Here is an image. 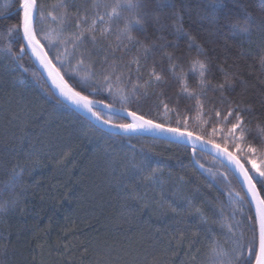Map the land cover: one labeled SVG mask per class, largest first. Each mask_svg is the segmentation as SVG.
<instances>
[{"label": "trees", "instance_id": "16d2710c", "mask_svg": "<svg viewBox=\"0 0 264 264\" xmlns=\"http://www.w3.org/2000/svg\"><path fill=\"white\" fill-rule=\"evenodd\" d=\"M19 2L0 0V188L8 174L23 169L15 190L0 192V204L17 201L15 205L10 203L7 211L0 212V261L4 264H199L205 259L211 239L224 242L220 235L219 217L213 214V210L216 213L223 210L224 215L231 216L239 208L232 203L234 196L229 195L230 192L245 193L236 176L215 156L190 146L108 132L64 102L57 105L49 95L51 87L34 64L28 49L20 51L22 31L9 35V28L19 25L22 19ZM58 2L37 0L38 5L44 6L45 15L49 11L62 13L63 9L54 7ZM65 2L70 15L63 35L57 38L53 30L58 29L59 24L48 17L37 24L38 39L53 67L66 80L75 83L77 90L83 87L89 98L103 99L108 103L110 98L104 99L108 96L106 86L98 93H93L92 88L98 87V80L102 79L100 73L113 62V57L123 56L126 62L135 55V49L127 54L116 50L115 35L101 37L99 29L96 42L89 37L75 49L71 43H60L77 31V9L82 12L80 6H90L92 0ZM206 2L183 0L179 23L198 44L204 46L214 66L236 72L237 80L244 81L237 85L229 99H234L241 108H251L252 115L246 119L251 121L249 126L255 130L258 123L264 122V109L261 108L264 69L257 61L260 34L254 32L250 37L234 39L215 34L212 17L204 18L202 12ZM221 5L217 10L221 23L226 15L235 22L245 14L258 18L264 11V0H221ZM166 23L171 26L177 21L170 19ZM116 27L113 26V33ZM164 35L167 40L178 44L175 56L180 59L176 62L186 68V61L196 57L195 49L189 50L184 38L177 39L168 33ZM89 52L91 55L87 54ZM81 59L84 65H78ZM92 65V71L97 75L85 80L86 70ZM166 65L167 62L161 66ZM132 72L134 81V64ZM127 78L126 75L125 80ZM144 78L147 79L146 74ZM220 79L222 77L217 73L212 82ZM194 82V79L188 81L190 85ZM118 86L131 87L126 83ZM180 92L179 84L168 81L161 87L149 89L150 94L146 98L133 97L127 107L143 111L157 122H165L167 105L171 126H175L179 118L183 129V119L187 117L189 131L222 147L227 145V149L233 152L235 144L231 139H225L227 129L216 123V109L227 114V105L218 102L219 94L208 91L202 97L204 108L201 111L195 99H189L186 93L178 95ZM116 106L121 107L119 103ZM21 108L34 113L42 111L46 121L43 129L29 125L26 140H21L20 127L25 115ZM99 111L107 118V112ZM17 114L19 118H15ZM213 128L223 129V135L220 131L211 135ZM242 145L247 147L246 143ZM107 153L117 159H123L125 155L131 157L134 153L137 159L147 155L153 167H161L163 184L145 187L147 181L141 177L140 191L147 192V198L140 203L126 202L123 185L117 181L121 169L117 168L113 174ZM237 157L246 168H251L245 159ZM161 187L168 197V202L162 206L156 202L161 200ZM257 187L259 189L260 186ZM153 196L156 201H153ZM187 199L193 202L192 211L196 207L202 209L209 219L208 225L203 227L211 226L216 230L215 236L210 234L206 239L191 216L183 219L187 215ZM173 200L176 204L170 207ZM145 204L149 207L145 208ZM173 207H177L176 212L172 211ZM254 213V206L248 204L243 206V211L235 212L234 223L239 225L236 239L241 242L246 243L252 235L249 216H254ZM225 247H232L231 242ZM193 256L196 261H193Z\"/></svg>", "mask_w": 264, "mask_h": 264}, {"label": "snow or ice", "instance_id": "6c2138e0", "mask_svg": "<svg viewBox=\"0 0 264 264\" xmlns=\"http://www.w3.org/2000/svg\"><path fill=\"white\" fill-rule=\"evenodd\" d=\"M221 6V0H207L202 8L204 18L211 16L215 34L224 36L226 39H234L238 36L250 37L254 32L260 34L261 46L257 61L260 67L264 69V11L258 18L245 14L235 22H232L230 15H226L223 18L224 22L221 23L217 18V10ZM54 7L64 11L60 14L49 11L45 15L44 6L38 5L37 0H20L21 22L19 25H13L9 28V35L13 32L19 34L22 31V36H19L20 51L24 52L31 49L47 71L52 86L56 90L53 92L52 89H48L51 98L55 100L57 105L66 101L75 109L89 113L96 121L123 133H157L172 137L176 142L187 140L193 145L197 142L204 145L211 144L218 154L226 155L227 159L234 163L238 169L246 192L244 195H241L240 192L229 193L230 196H234L232 203L239 205V208L234 210L231 216L224 215L223 210L218 213L213 210V214L219 217L220 235L224 237V242H221L220 239H211L205 259L201 260L199 264H264V122L258 123L253 130L249 126L251 121L246 119L247 116L252 115L251 108H241L234 99H229L237 85L243 84L244 81L237 80L238 73L229 71L225 67L214 66L211 57L204 51V46L198 44L193 36L184 31L182 24L179 23L180 13L183 11V0H179V3L178 0H92L90 6L87 4L80 6L83 8L82 12L77 9L75 22L77 31L72 33L70 38L60 40V43H71L75 49L89 37L92 42H96L97 30L99 29L101 37L108 34L115 35L116 50L127 54L135 49V55L126 62L123 56L118 59L113 57V62L108 64L107 68L100 73L102 79L98 80V87L92 88L93 93H98L105 90L106 86L108 96L104 99L110 98L108 103H104L103 99H90L89 95L84 94L86 90L83 87L77 90V85L66 80L64 75H61L52 66L51 61L43 53V48L38 39L37 24L50 17L51 21L59 24V28L53 30L59 38L67 27L66 19L70 15L65 0H59ZM37 13L39 18H37ZM170 19L176 20L177 23L170 26L166 23ZM114 25L117 27L113 33ZM164 33L174 35L177 39H186L188 49H195L196 57L186 61L188 65L186 68L181 67V63L176 62L180 59L175 56V50L179 47L178 44L167 40ZM168 49H173V51L170 52ZM8 51L11 52V48ZM87 54L91 55L90 52ZM81 55L83 56L85 53H81ZM165 62L167 65L161 66ZM133 64L135 65L134 81L131 79ZM78 65H84V60L78 61ZM92 67L94 65L89 66L86 70L85 80L97 75L92 71ZM158 67L159 70H157ZM73 71H77V69H73ZM217 73L222 79L213 83L212 80L216 78ZM145 74L147 79L144 78ZM126 75L127 80H125ZM113 76H115L114 81ZM190 79H194V85L188 83ZM168 81H175L179 84L181 92L178 95L186 93L189 99H195L201 111L204 108L202 97L206 96L208 91L219 94L218 102L220 105H227V114L225 115L223 111L216 109V123L223 124L224 128L227 129L225 139L231 137L237 155L242 152L250 154L247 163L251 165V168H246L241 164L237 156L227 150V145L221 148L219 143L205 140L201 135H194L193 131L188 130L187 117L183 119L182 129L179 118L176 120L175 126H171L170 123L157 122L148 118L143 111L127 107L132 103L133 97L136 99L146 98L150 94L149 89L161 87ZM121 83L130 84L131 87H119L118 85ZM141 89L143 92L140 91ZM212 102L215 103L216 101ZM117 103L121 107H117ZM98 106L107 110V118H105L104 113L96 110ZM261 108L264 109V101L261 102ZM21 111L25 113L23 124L20 127V132L23 134L21 140H26L28 138L26 132L28 126L38 125L43 129L46 124L45 115L42 111L34 113L24 108H21ZM165 111H170L167 105H165ZM15 118H19V115L17 114ZM42 121L44 123H41ZM229 124L230 127H228ZM218 131L223 135V129L217 128L212 129L211 135L214 136ZM237 133H239L238 136ZM245 143L247 144L246 149L241 147V144ZM132 148L134 149V146ZM107 155L113 167V174L117 168L121 169L117 181L123 185L122 191L126 202L140 203L147 198V192L142 193L140 191L141 177L147 181L145 187L163 184L160 175L161 167H153L152 161L147 155L140 159H137L135 153L131 157L125 155L123 159H117L111 153H107ZM22 171L23 169L21 172L13 170L8 174L0 192H13L22 178ZM258 185L260 186L259 189ZM160 197V201H156L155 196L152 199L160 206L168 202V197L162 187ZM16 202V200H12L0 204V212L7 211L8 205L10 203L15 205ZM172 204H176V201H171L169 206L171 207ZM186 204L187 215L183 219L187 220V217L191 216L197 222L198 230L204 233L206 239L209 238L210 234L215 236V229L211 226L203 227V225H208L209 219L202 209L196 207L192 211L193 202L191 199H187ZM245 204L255 207L254 216H249L252 235L246 243L236 239V228L239 225L238 222L234 223L235 212L237 210L243 211ZM144 207L147 208L149 205L145 204ZM177 207H173L172 211L176 212ZM228 242H231L232 247H225ZM192 259L196 261L195 256ZM0 264H4V262L0 261Z\"/></svg>", "mask_w": 264, "mask_h": 264}, {"label": "water", "instance_id": "95a60500", "mask_svg": "<svg viewBox=\"0 0 264 264\" xmlns=\"http://www.w3.org/2000/svg\"><path fill=\"white\" fill-rule=\"evenodd\" d=\"M41 46H42V44H41ZM42 48H43V53L46 54V58L49 61H51L43 46H42ZM28 51L30 53V56H31L34 64L40 70V72L44 75V77H45L46 81L48 82L49 86L51 87L52 91L55 92L56 90L52 86V83H51V80L48 77L47 71L42 66V64L40 63V61L37 59L36 55L33 54L32 50L31 49H28ZM51 64H52V62H51ZM52 66H53V64H52ZM90 99H92V98H90ZM64 103L66 105H68L70 108H72L73 110H75L78 114H80L81 116H83L84 118H86L87 120H89L90 122H92L98 128L103 129L105 131L112 132V133H121V134H126V135H137V136H145V137L158 138V139H162V140L171 141V142L180 143V144H183V145H186V146H190L192 149H196V150L202 151L204 153L210 154L212 156H215L216 158H218L219 160H221L223 163H225L230 168V170L236 176V178L238 179V181L240 182V184L242 185L243 189L246 192V189L244 188V185H243V182H242V177L239 175L238 169L236 168L235 164L232 163V162H230L227 159L226 155H224V154H218L217 150L214 149V148H212L211 144L204 145V144H200L199 142H197L195 145H193V144L189 143L187 140H182L180 142H176L172 137H168V136L161 135V134H157V133H148V134H143V133H138V132H135V133H123V132H120L118 129L111 128V127H109V126H107V125H105V124H103V123H101L99 121H96L89 113L83 112V111L78 110V109H75L68 102L64 101ZM96 110H102V111L107 112L106 109H103L102 107H99V106H98V109H96ZM194 135H196V134H194ZM221 148H224V147L221 146ZM232 154L234 156H236L235 153L232 152ZM237 159L240 161L241 164H243L242 161L238 157H237Z\"/></svg>", "mask_w": 264, "mask_h": 264}, {"label": "rangeland", "instance_id": "374dc122", "mask_svg": "<svg viewBox=\"0 0 264 264\" xmlns=\"http://www.w3.org/2000/svg\"><path fill=\"white\" fill-rule=\"evenodd\" d=\"M164 116L167 117L166 120H165V122H166V123H170V116H169L168 112H164ZM238 135H239V133H237V136H238ZM228 139H231V137H228ZM231 140H232V139H231ZM241 147H243V148H245V149L247 148V147L243 146L242 144H241ZM233 152H234V153L236 154V156H237V152H236V147H235V146H234ZM239 156H240L241 158L245 159L246 162H247V160H248L250 154H247L246 152H242V153L239 154ZM249 166L251 167L250 164H249Z\"/></svg>", "mask_w": 264, "mask_h": 264}]
</instances>
